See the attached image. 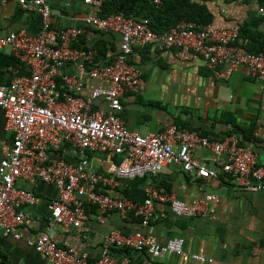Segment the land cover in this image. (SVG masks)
<instances>
[{
  "label": "built area",
  "instance_id": "built-area-1",
  "mask_svg": "<svg viewBox=\"0 0 264 264\" xmlns=\"http://www.w3.org/2000/svg\"><path fill=\"white\" fill-rule=\"evenodd\" d=\"M104 1L83 0L89 10L81 24L58 27L52 24L49 0H17L21 7L39 14L40 31L35 35L23 29L0 34V49L9 47L29 68L28 74L0 85L4 127L13 132L11 144L0 158V231L4 236H21L19 227L25 219L22 207L37 200L31 190L19 185L20 180L52 185L57 196L48 203L49 221L73 227H80L87 219V204L101 213L116 211L122 217L132 212L142 225L153 217L156 202L167 203L178 216L210 211L218 201L214 193L183 201L163 186H149L139 202L108 192L119 179L155 174L168 163L205 180L222 173L243 189L264 191V165L256 163L253 151L240 144L236 135L216 139L175 124L140 134L128 130L121 115L122 97L143 85L142 71L130 61L135 46L186 48L203 57L209 68L244 65L262 83L264 54L231 48L239 39L237 24L180 21L168 30L155 32L147 18L135 19L121 11L100 15L98 9ZM258 12L264 14V7ZM87 29L119 35V50L113 59L98 61L95 48L74 45ZM67 64L75 65L77 74L63 72ZM85 77L107 84L85 92ZM202 150L209 153L206 160L196 156ZM90 152L106 157L104 172L93 168ZM261 236L264 239V226ZM105 241L108 246L92 259L86 252L59 244L47 232L26 239L46 264H116L109 246L145 251L153 257L173 254L179 258L178 264L212 261L203 253L185 251L184 238L179 236L161 241L139 230L125 233L113 229Z\"/></svg>",
  "mask_w": 264,
  "mask_h": 264
},
{
  "label": "crops",
  "instance_id": "crops-1",
  "mask_svg": "<svg viewBox=\"0 0 264 264\" xmlns=\"http://www.w3.org/2000/svg\"><path fill=\"white\" fill-rule=\"evenodd\" d=\"M52 24L58 27L80 25L89 7L83 0H49ZM213 13L212 24L231 26L241 23L248 12H258L255 0L249 3L223 0L208 2ZM259 13V12H258ZM261 14V13H259ZM264 16V14H261ZM264 29V21L260 25ZM25 30L30 34L40 31V16L34 10L20 6L17 0H0V34ZM80 48L104 46L106 55L101 62L114 58L119 50V35L114 32L87 29L76 40ZM130 61L142 71L143 85L139 91L122 97L121 115L128 130L140 134L161 131L172 124H182L202 135L223 139L236 135L249 147L257 164L264 165V83L250 75L244 65L225 64L209 68L205 60L186 48L159 49L145 44L135 46ZM29 68L18 61L9 47L0 49V85L8 84L17 76L26 75ZM67 74H77L73 64L63 67ZM85 81V92L92 86L106 85L101 81ZM104 107L103 102H98ZM0 109V158L9 148L13 132L4 127ZM244 130V132H243ZM196 156L206 160L207 150ZM89 161L97 171H105L104 155L89 153ZM209 166H212L209 163ZM31 190L37 200L24 204L21 236H4L0 231V264H46L27 245L26 239L47 232L56 242L77 252L97 257L108 244L106 235L113 229L128 233L139 230L154 235L161 241L171 237L184 238V250L203 253L212 261L204 264H264V191H249L220 173L219 177L205 180L185 172L174 163L166 164L155 174L141 178L119 179L108 192L135 201H142L149 186H163L183 201L214 193L218 201L212 209L195 216H178L167 203L156 202L154 215L147 225L130 212L122 217L116 211L101 213L87 204V219L80 227L63 226L49 221L48 203L56 198V189L41 181H19ZM116 264H178L173 254L153 257L145 251L109 246Z\"/></svg>",
  "mask_w": 264,
  "mask_h": 264
},
{
  "label": "trees",
  "instance_id": "trees-1",
  "mask_svg": "<svg viewBox=\"0 0 264 264\" xmlns=\"http://www.w3.org/2000/svg\"><path fill=\"white\" fill-rule=\"evenodd\" d=\"M210 1L214 0H159V2H154V0H105L99 7L98 13L106 16L121 11L126 15H132L135 19L147 18L153 31L163 32L180 21H194L204 25L212 23L214 16L207 5ZM223 1L226 3L233 1L250 2V0ZM255 3L259 7H264V0H255ZM263 21V15L253 10L249 11L248 16L237 24L239 26V39L231 44V48L241 52L264 54V29L260 28ZM74 45L80 48L77 41L74 42ZM95 49L97 50L96 60H103L106 55L104 46H97ZM176 125L186 127L180 123ZM239 143L242 144V140Z\"/></svg>",
  "mask_w": 264,
  "mask_h": 264
}]
</instances>
